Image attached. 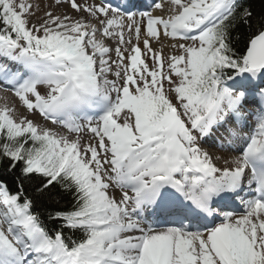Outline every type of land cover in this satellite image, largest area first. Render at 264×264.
Returning <instances> with one entry per match:
<instances>
[{
	"label": "snow or ice",
	"instance_id": "1",
	"mask_svg": "<svg viewBox=\"0 0 264 264\" xmlns=\"http://www.w3.org/2000/svg\"><path fill=\"white\" fill-rule=\"evenodd\" d=\"M0 91V264H264V0H0Z\"/></svg>",
	"mask_w": 264,
	"mask_h": 264
},
{
	"label": "rangeland",
	"instance_id": "2",
	"mask_svg": "<svg viewBox=\"0 0 264 264\" xmlns=\"http://www.w3.org/2000/svg\"><path fill=\"white\" fill-rule=\"evenodd\" d=\"M30 2L34 5V7L39 6V9L42 10L43 8H46L48 6L49 0H30ZM54 10L55 11H64L65 9H54ZM72 14H74V13H72ZM106 43L107 44H114V41L106 40ZM113 58H115L114 53H113ZM0 96H1L0 97V105H3L6 102L9 104H12L14 101H16V98L11 93H4L3 91H0ZM17 103H18V101H17ZM20 110L23 111V109H20ZM49 126H51V125H49Z\"/></svg>",
	"mask_w": 264,
	"mask_h": 264
},
{
	"label": "trees",
	"instance_id": "3",
	"mask_svg": "<svg viewBox=\"0 0 264 264\" xmlns=\"http://www.w3.org/2000/svg\"><path fill=\"white\" fill-rule=\"evenodd\" d=\"M252 3L255 5V7L259 10V8L262 6V0H252Z\"/></svg>",
	"mask_w": 264,
	"mask_h": 264
},
{
	"label": "bare ground",
	"instance_id": "4",
	"mask_svg": "<svg viewBox=\"0 0 264 264\" xmlns=\"http://www.w3.org/2000/svg\"><path fill=\"white\" fill-rule=\"evenodd\" d=\"M164 44L167 45V44H168V41L165 40V41H164ZM154 47H159V45L154 44ZM164 50H165V52H168V51H169V49H168L167 47H165ZM3 96H4V95H3ZM0 97H1V96H0Z\"/></svg>",
	"mask_w": 264,
	"mask_h": 264
}]
</instances>
